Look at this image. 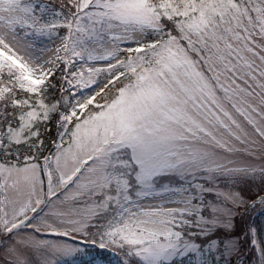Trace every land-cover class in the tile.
Listing matches in <instances>:
<instances>
[{
    "label": "snow or ice",
    "instance_id": "snow-or-ice-1",
    "mask_svg": "<svg viewBox=\"0 0 264 264\" xmlns=\"http://www.w3.org/2000/svg\"><path fill=\"white\" fill-rule=\"evenodd\" d=\"M0 264H264V0H0Z\"/></svg>",
    "mask_w": 264,
    "mask_h": 264
}]
</instances>
